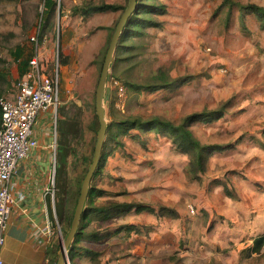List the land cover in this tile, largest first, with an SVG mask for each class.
Here are the masks:
<instances>
[{
  "label": "rangeland",
  "instance_id": "rangeland-1",
  "mask_svg": "<svg viewBox=\"0 0 264 264\" xmlns=\"http://www.w3.org/2000/svg\"><path fill=\"white\" fill-rule=\"evenodd\" d=\"M53 1L49 7L46 0H0V97L17 92L16 52L33 57L31 37L41 28L39 53L60 99L56 123L52 115L54 140L71 149L65 171L73 195L59 213L65 238L94 157L105 57L130 0ZM232 1L139 0L160 11L140 10L118 40L105 81L108 157L90 185L86 205L92 210L80 221L89 264H264V247L249 250L264 233V26L241 10L264 7V0ZM88 3L123 9L84 16L79 8ZM154 85L164 88L151 91ZM217 111L223 112L219 119L187 125L202 145L221 147L198 176L171 135L119 124L160 118L177 126L190 115ZM117 203L149 210L95 215L96 208Z\"/></svg>",
  "mask_w": 264,
  "mask_h": 264
},
{
  "label": "crops",
  "instance_id": "crops-1",
  "mask_svg": "<svg viewBox=\"0 0 264 264\" xmlns=\"http://www.w3.org/2000/svg\"><path fill=\"white\" fill-rule=\"evenodd\" d=\"M14 95L9 97H14ZM35 134L39 146L27 159L21 161L13 177L16 204L12 210L3 249L4 264H57L61 253V241L64 238L63 233L67 231L60 224L57 212L56 197L59 192L57 167L61 164L64 171L67 169L70 145L64 142L58 144L54 140L50 113L39 116ZM63 135H66L65 131ZM61 184L68 186L66 171L61 175ZM50 197H52L54 207H52ZM110 216H100V218H110ZM50 225L58 233L48 240L46 230ZM99 237H94L93 241L100 240ZM84 238L85 234L73 242V257L69 255V264L90 263L92 256L82 252L84 248L81 244ZM88 240L91 241L90 238Z\"/></svg>",
  "mask_w": 264,
  "mask_h": 264
},
{
  "label": "built area",
  "instance_id": "built-area-1",
  "mask_svg": "<svg viewBox=\"0 0 264 264\" xmlns=\"http://www.w3.org/2000/svg\"><path fill=\"white\" fill-rule=\"evenodd\" d=\"M40 36L41 28L31 37L36 53L30 60L27 73L19 81L16 94L14 97H0V264H4L3 249L16 204L13 177L21 161L39 146L35 134L39 116L55 114V123L58 120V85L39 53ZM46 233L49 240L58 231L50 225Z\"/></svg>",
  "mask_w": 264,
  "mask_h": 264
},
{
  "label": "trees",
  "instance_id": "trees-1",
  "mask_svg": "<svg viewBox=\"0 0 264 264\" xmlns=\"http://www.w3.org/2000/svg\"><path fill=\"white\" fill-rule=\"evenodd\" d=\"M232 0H224V4H231ZM54 1L53 0H46V5L51 7L53 5ZM138 9L132 14V16L130 17L127 26L125 27L123 33L121 36H123L125 34L126 31H128V28L131 27L132 25H134L135 20L139 19L137 16V14H139L141 11L140 10H144L147 9L146 12L149 13H159L160 9L153 6V5H143L141 3L138 2ZM123 7L116 5V4H92V3H88V4H84L82 5L79 10L80 13L84 16L89 15L90 13L93 12H116L118 10H122ZM242 12H253L261 21V24L264 26V7L261 6H256V5H248V6H242L241 7ZM144 12V11H143ZM163 12V11H162ZM141 20V19H140ZM149 24L154 25L155 22L153 21H148ZM136 24V23H135ZM116 29V28H115ZM114 29V31H115ZM125 36V35H124ZM112 38V37H111ZM111 42V40H110ZM16 59L19 61V76L20 78H22L28 71L29 69V63L30 60L32 59V55L31 52L28 54L24 53V51L22 49L17 50L16 52ZM164 88L161 85H154L152 87H150L151 91H155L158 89ZM1 109H0V123H1ZM223 116V112L222 111H217L214 113H211L210 115H202V114H193L188 116L185 120L184 123L175 126L172 122L167 121V120H163L160 118H155L152 121H146L143 122L140 118H132L129 119L128 121H124L122 123H119L120 125H124L127 126V129H136V128H143L147 125L151 126L150 128L157 130L159 133L163 134V135H171L172 136V140L174 142V144L176 145V147L183 153L189 155L192 159V172L194 173L195 176H198L199 173H204L205 172V160L206 157L211 154L212 152H214V150H221V147H212L210 146H204L202 145L197 139H195V137L193 136L192 132L187 128L188 123L194 122V121H198L199 119L205 118V120H211L212 118L214 119H219ZM124 132V131H123ZM108 154L105 152V145L103 146V151H102V157H101V162L99 164V167H101L103 164H105V161L107 159ZM63 164V161L61 162ZM61 164L60 167H57V177H58V181H57V185H58V189L59 192L57 193V212H58V217H59V213H61L62 209L65 207L66 204V200L68 199L70 195V193H72L71 191L69 192L68 186L66 185H62L61 184V175H63V170L64 168H61ZM98 167V169H99ZM98 169L96 172H98ZM60 176V179H59ZM85 178V176H84ZM57 179V178H56ZM228 187H226L227 189ZM228 190V189H227ZM226 190V191H227ZM81 191V190H80ZM80 191L77 194V198H76V205L80 196ZM93 193V189L90 188V192H89V196H92ZM67 194V196H66ZM227 194L230 197H235L233 194L229 193V191H227ZM63 206V208L61 207ZM76 208V206H75ZM92 207H85V211L84 214L81 218V221L84 220L87 215L91 212ZM121 211V210H140V211H146L149 210L148 206H144V205H140V204H132V203H117L116 205H111L109 207L106 208H96L94 210V212H96L98 214V216H110L112 215L114 212L117 211ZM168 210L166 207L162 208V211ZM172 215L175 217H178L179 214L176 211H172ZM74 212L75 209L73 210V215L71 216L70 220H69V227L71 228V223L73 220V216H74ZM52 213V210H51ZM53 216V215H51ZM132 228V227H131ZM134 228V227H133ZM83 232V225L81 224L79 227V231L77 233V236L75 238L74 241H76L78 239V237L82 234ZM264 247V233L261 234L260 236L256 237L253 240V245L252 247L249 248L250 250V254H254L257 253L258 251H260L262 248ZM74 251V244L72 243L70 249H69V255L70 257H73L72 253Z\"/></svg>",
  "mask_w": 264,
  "mask_h": 264
},
{
  "label": "water",
  "instance_id": "water-1",
  "mask_svg": "<svg viewBox=\"0 0 264 264\" xmlns=\"http://www.w3.org/2000/svg\"><path fill=\"white\" fill-rule=\"evenodd\" d=\"M138 2L139 0H130L127 9L123 12L112 35L111 42L105 57L101 77L96 91V113L99 119L100 128L97 134V142L94 149V157L90 168L83 180L80 196L75 208L70 231L67 236L61 241V253L57 264H69V249L79 231L80 221L84 214L86 202L90 192V185L101 162L103 146L107 134V121L105 118L104 110V96L106 90L105 81L109 76V68L113 60V55L116 50L118 40L121 37L125 27L127 26L130 17L138 9Z\"/></svg>",
  "mask_w": 264,
  "mask_h": 264
}]
</instances>
